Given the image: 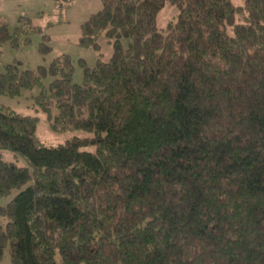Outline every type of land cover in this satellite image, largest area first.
Listing matches in <instances>:
<instances>
[{
  "label": "trees",
  "instance_id": "1",
  "mask_svg": "<svg viewBox=\"0 0 264 264\" xmlns=\"http://www.w3.org/2000/svg\"><path fill=\"white\" fill-rule=\"evenodd\" d=\"M167 3L178 20L161 32ZM102 4L80 44L99 51L104 35L114 53L83 84L65 54L0 73V96L37 88L54 132L86 133L45 145L39 117L0 104V260L8 247L12 264H264V0ZM36 33L0 22V49Z\"/></svg>",
  "mask_w": 264,
  "mask_h": 264
},
{
  "label": "rangeland",
  "instance_id": "2",
  "mask_svg": "<svg viewBox=\"0 0 264 264\" xmlns=\"http://www.w3.org/2000/svg\"><path fill=\"white\" fill-rule=\"evenodd\" d=\"M63 0H0V22L8 25L10 33L19 24L21 17L29 18L34 26L41 27L43 34L49 36L47 45L51 50L47 54L41 52V44L44 42L43 34L36 33L30 36L28 45L22 44L20 49L13 48L7 42L1 50L0 73L9 64H17L21 71L36 70L40 66L49 68L52 60L60 55H68L71 58L74 68L73 83L81 85L84 82L86 68H94L98 59L108 62L113 56L114 49L108 39L103 35L99 38L100 50L83 47L80 44L82 35V24H84L92 14L102 9V0H72L70 7L61 10L58 4ZM234 4L240 6L243 0H233ZM179 10L171 4H165L157 17V27L159 31L165 32L170 22L178 20ZM130 41L123 39L122 44L128 48ZM100 55H102L100 57ZM51 78L45 79L46 86L49 85ZM39 89L23 91L17 98L0 96V104L9 107L19 114L36 116L40 118L37 135L39 140L48 146H58L65 144L73 137H84L86 133L82 131H69L65 133L54 132L47 120V116L42 113L35 105L34 97L39 94ZM94 152V147L83 149ZM4 160L16 162L15 156L11 152H3ZM17 165L29 167L26 160L20 158ZM17 192L9 198L1 201L7 204ZM58 257V256H57ZM59 259V258H58ZM0 264H12L10 249L4 251Z\"/></svg>",
  "mask_w": 264,
  "mask_h": 264
}]
</instances>
